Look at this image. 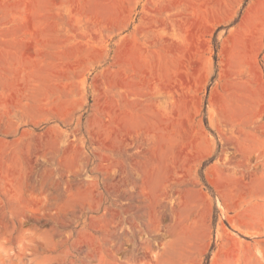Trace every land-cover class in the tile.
Returning <instances> with one entry per match:
<instances>
[{"label": "rangeland", "instance_id": "1", "mask_svg": "<svg viewBox=\"0 0 264 264\" xmlns=\"http://www.w3.org/2000/svg\"><path fill=\"white\" fill-rule=\"evenodd\" d=\"M0 264H264V0H0Z\"/></svg>", "mask_w": 264, "mask_h": 264}, {"label": "trees", "instance_id": "2", "mask_svg": "<svg viewBox=\"0 0 264 264\" xmlns=\"http://www.w3.org/2000/svg\"><path fill=\"white\" fill-rule=\"evenodd\" d=\"M215 60H216V62H218V49L217 48H216Z\"/></svg>", "mask_w": 264, "mask_h": 264}]
</instances>
